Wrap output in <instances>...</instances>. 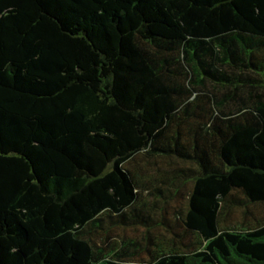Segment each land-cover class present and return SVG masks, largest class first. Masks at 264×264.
I'll return each mask as SVG.
<instances>
[{"label":"trees","instance_id":"16d2710c","mask_svg":"<svg viewBox=\"0 0 264 264\" xmlns=\"http://www.w3.org/2000/svg\"><path fill=\"white\" fill-rule=\"evenodd\" d=\"M255 206L264 0H0V264H264Z\"/></svg>","mask_w":264,"mask_h":264},{"label":"rangeland","instance_id":"374dc122","mask_svg":"<svg viewBox=\"0 0 264 264\" xmlns=\"http://www.w3.org/2000/svg\"><path fill=\"white\" fill-rule=\"evenodd\" d=\"M252 209L256 213V215L264 217V206H255ZM230 216H231L230 218L234 220L240 219L242 217L241 210L236 209L233 213H231Z\"/></svg>","mask_w":264,"mask_h":264}]
</instances>
